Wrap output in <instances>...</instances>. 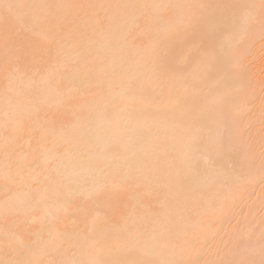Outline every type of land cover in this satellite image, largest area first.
<instances>
[{"label":"bare ground","instance_id":"obj_1","mask_svg":"<svg viewBox=\"0 0 264 264\" xmlns=\"http://www.w3.org/2000/svg\"><path fill=\"white\" fill-rule=\"evenodd\" d=\"M262 49L264 0H0V264H264Z\"/></svg>","mask_w":264,"mask_h":264},{"label":"rangeland","instance_id":"obj_2","mask_svg":"<svg viewBox=\"0 0 264 264\" xmlns=\"http://www.w3.org/2000/svg\"><path fill=\"white\" fill-rule=\"evenodd\" d=\"M263 52H264V49H262V54H259L258 60L255 61V63H258L259 61H262L263 65H264V53ZM260 76L264 77V73L261 72Z\"/></svg>","mask_w":264,"mask_h":264}]
</instances>
